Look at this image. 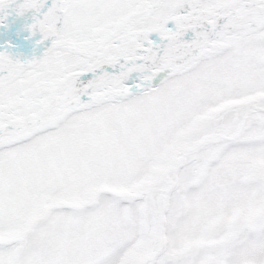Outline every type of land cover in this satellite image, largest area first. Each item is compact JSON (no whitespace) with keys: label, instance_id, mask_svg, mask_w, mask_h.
I'll list each match as a JSON object with an SVG mask.
<instances>
[{"label":"snow or ice","instance_id":"6c2138e0","mask_svg":"<svg viewBox=\"0 0 264 264\" xmlns=\"http://www.w3.org/2000/svg\"><path fill=\"white\" fill-rule=\"evenodd\" d=\"M13 4L0 264H264V0Z\"/></svg>","mask_w":264,"mask_h":264},{"label":"rangeland","instance_id":"374dc122","mask_svg":"<svg viewBox=\"0 0 264 264\" xmlns=\"http://www.w3.org/2000/svg\"><path fill=\"white\" fill-rule=\"evenodd\" d=\"M0 17H4V13H0ZM32 20V14L31 13H25L24 15H17V13H15L14 15V19H13V23L9 26V27H13V26H20V25H28L27 23H30L29 21ZM1 25V24H0ZM7 27V29L9 28ZM26 27L24 28V30L21 32L20 35H18L15 39L16 42L22 41L25 37V33H26ZM40 39V36L36 35L33 38V41L36 43L37 40ZM9 45H11V42H9L6 46H4L3 48H0V51H8V49H11V47H9ZM45 49H42V53L40 55H38L36 58H39L42 54L43 51Z\"/></svg>","mask_w":264,"mask_h":264},{"label":"bare ground","instance_id":"6f19581e","mask_svg":"<svg viewBox=\"0 0 264 264\" xmlns=\"http://www.w3.org/2000/svg\"><path fill=\"white\" fill-rule=\"evenodd\" d=\"M12 6H15L14 4L13 5H11L10 7H9V9H12ZM38 36H39V34H37ZM32 42V43H31ZM30 43L31 44H21V45H18L17 47L16 46H13L12 47V49H8V51L9 52H11L12 54H13V56H15V57H19L20 59H26V58H28L29 57V59L30 58H32V57H35L34 55H29L28 57H26L25 56V54H24V52H26V50H28L33 44H34V41H31ZM45 43H47V42H45ZM45 43H42V47L39 49V51H38V53L42 50V49H45ZM14 48V49H13ZM16 51H20V52H22L23 54H19V53H14V52H16ZM24 56H25V58H24Z\"/></svg>","mask_w":264,"mask_h":264},{"label":"water","instance_id":"95a60500","mask_svg":"<svg viewBox=\"0 0 264 264\" xmlns=\"http://www.w3.org/2000/svg\"><path fill=\"white\" fill-rule=\"evenodd\" d=\"M14 9H15V6H12V9H9V8H8V10L10 11V14H9L8 17H6V22H5V24H4L3 26H1V28H0V35H1L2 32H3V28H4V26H6V25L11 21V19L13 18L14 13L16 12ZM41 47H42V45L40 44V45H38V47H37L35 50H38V51H39V49H40ZM16 52L21 53L20 51H16ZM29 53H31V51H30Z\"/></svg>","mask_w":264,"mask_h":264}]
</instances>
